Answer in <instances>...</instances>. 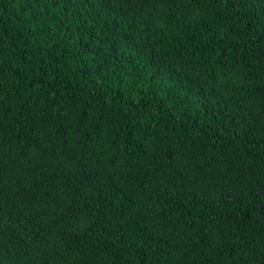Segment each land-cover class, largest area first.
I'll list each match as a JSON object with an SVG mask.
<instances>
[{"label": "trees", "instance_id": "1", "mask_svg": "<svg viewBox=\"0 0 264 264\" xmlns=\"http://www.w3.org/2000/svg\"><path fill=\"white\" fill-rule=\"evenodd\" d=\"M0 264H264V0H0Z\"/></svg>", "mask_w": 264, "mask_h": 264}]
</instances>
